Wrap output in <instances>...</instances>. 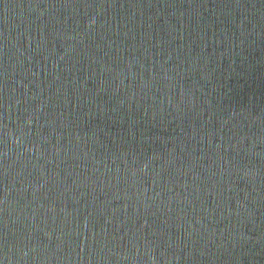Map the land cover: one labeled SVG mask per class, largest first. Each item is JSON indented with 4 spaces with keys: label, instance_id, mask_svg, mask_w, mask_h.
<instances>
[{
    "label": "water",
    "instance_id": "95a60500",
    "mask_svg": "<svg viewBox=\"0 0 264 264\" xmlns=\"http://www.w3.org/2000/svg\"><path fill=\"white\" fill-rule=\"evenodd\" d=\"M0 264H264V61L184 0H0Z\"/></svg>",
    "mask_w": 264,
    "mask_h": 264
}]
</instances>
